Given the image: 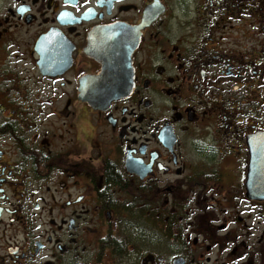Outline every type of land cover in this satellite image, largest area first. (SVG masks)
Wrapping results in <instances>:
<instances>
[{
	"label": "flooded vegetation",
	"instance_id": "obj_1",
	"mask_svg": "<svg viewBox=\"0 0 264 264\" xmlns=\"http://www.w3.org/2000/svg\"><path fill=\"white\" fill-rule=\"evenodd\" d=\"M264 0H0V264H264Z\"/></svg>",
	"mask_w": 264,
	"mask_h": 264
},
{
	"label": "water",
	"instance_id": "obj_2",
	"mask_svg": "<svg viewBox=\"0 0 264 264\" xmlns=\"http://www.w3.org/2000/svg\"><path fill=\"white\" fill-rule=\"evenodd\" d=\"M249 171L246 182L247 197L253 200L264 199V166L263 168L252 167Z\"/></svg>",
	"mask_w": 264,
	"mask_h": 264
}]
</instances>
